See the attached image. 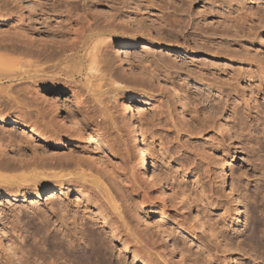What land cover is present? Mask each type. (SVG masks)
Segmentation results:
<instances>
[{
    "label": "rangeland",
    "instance_id": "rangeland-1",
    "mask_svg": "<svg viewBox=\"0 0 264 264\" xmlns=\"http://www.w3.org/2000/svg\"><path fill=\"white\" fill-rule=\"evenodd\" d=\"M88 13L96 30L126 32L112 37L116 43L103 50L98 72L88 71L86 54L109 38L87 40ZM5 34L56 44L68 54L87 50L79 54L84 68L76 77L62 68L5 88L19 109L0 104V116L11 119L0 126L6 148L0 152V264H85L90 239L78 233L83 218L100 233L113 264H137L132 259L141 253L153 264H264L255 242L264 236V226L256 231L264 223V0H0ZM135 41L139 47H121ZM10 57L11 71L36 69L30 57ZM36 88L53 107L64 106L61 124L53 114L37 113L43 105L31 99ZM124 106L140 126L160 181L135 163ZM92 137L102 145L90 143ZM34 171L70 173L76 180L69 189L90 197L72 190L49 198L50 189L33 196V181L24 180ZM62 201L78 214L76 238L71 220L59 222ZM9 247L24 248L26 263L25 253L13 256Z\"/></svg>",
    "mask_w": 264,
    "mask_h": 264
},
{
    "label": "bare ground",
    "instance_id": "bare-ground-1",
    "mask_svg": "<svg viewBox=\"0 0 264 264\" xmlns=\"http://www.w3.org/2000/svg\"><path fill=\"white\" fill-rule=\"evenodd\" d=\"M13 2L15 3H21L22 0H12ZM99 12V11H97ZM108 14L112 15L111 12L108 10L106 11ZM113 16V15H112ZM128 16V15H127ZM9 17H13L12 15H9ZM21 17V16H20ZM135 17V16H134ZM132 17V19L134 18ZM17 18V17H16ZM138 18V17H137ZM137 18L133 19V22L136 24V25H139V21H137ZM19 19V21H23L21 18H17ZM21 19V20H20ZM128 19V18H127ZM131 19V21H132ZM84 20V25L89 29V30H82L83 32H87L89 33V36L86 37L87 40H94L96 38H100V37H106V38H109V40L103 44H94L92 47H91V51L92 52H88V54H86V62L87 63V66H88V71H95V72H98L96 70V66H98V64L96 63H102L103 62V50H107V49H110L112 48L111 46L113 44H115L116 42L113 41L112 37L113 36H118L119 34H125V30H104V28H102L103 30H96L97 28H93L92 26V21H93V15L91 13H88L85 18L83 19ZM130 20V19H129ZM139 20V18H138ZM74 28H80V26L75 23L74 25ZM6 35V34H5ZM10 34H7L6 36H0V87H3V91H2V88H1V91H0V99L3 100L0 101V104H3L5 106V108H18V102H17V98L12 96V94H9V92L5 91V88L7 87H10V85L12 83H16L17 81H21V80H24V79H31V77H36V74H49V72L51 70H53L52 72L56 71V70H59V71H63V69H69V70H66L67 71V74L70 75V78H73V77H76L77 75H79L82 70H83V62H82V55L80 54V52L82 50H87V48L84 49V46L82 47V49L80 51H77V52H73V50H68L67 52H70V54L66 53L65 50L61 47V46H56V44H51V45H47V44H35L34 40L28 38V36L26 35H20V34H12V36H8ZM15 35V36H14ZM37 42V41H36ZM121 43V42H120ZM124 43V42H123ZM124 46H132V47H139V44L137 41H135L134 43L132 44H121V47L123 48ZM143 46V45H142ZM126 48V47H125ZM130 48V47H129ZM124 49V48H123ZM122 52V50H121ZM125 52V51H124ZM119 53V51L117 52V54ZM11 54L13 55H20L22 57H30L33 61H31V65H34V67L36 69H34L32 72L31 71H24L23 73H17L15 72L14 70L11 71L8 69L9 65L11 63H13V56L12 58L10 57ZM79 54L82 56H79ZM126 57V56H125ZM12 59V60H11ZM49 64H52V65H49ZM96 64V65H95ZM30 65V66H31ZM43 65H45V67H42ZM63 65V66H62ZM106 67H108V64H106ZM11 68V67H10ZM63 68V69H62ZM106 72H109L110 68H105L103 67ZM108 69V70H107ZM142 70V69H141ZM104 72V71H103ZM143 72V71H142ZM141 72V73H142ZM140 73V72H139ZM146 74V73H145ZM144 75V74H143ZM103 76V75H102ZM113 75L110 74V77H112ZM105 77V76H104ZM8 84V85H6ZM19 84V83H17ZM15 84V85H17ZM170 86V85H169ZM40 87V86H39ZM38 87V88H39ZM36 88L35 90H33L31 92V99L33 101H35L36 103L38 104H42L43 106L39 109H37V113H39L43 118H45L47 115H50V114H53L54 117L57 118V121L61 124L62 123V120H64L63 118V111H64V106L61 105V104H57V105H54L55 107H53V104L51 101H49V99H47L46 97H44L43 95H39L38 96V93H37V89ZM40 89V88H39ZM9 90V89H8ZM175 90V89H174ZM6 100V101H5ZM67 99H64L63 102H66ZM19 109V108H18ZM124 109V118L125 119H129V120H132V128L130 129V131H128L130 133V138L132 139V143H133V147H134V151H133V157H135V163H137V166L139 168V170L144 174V173H151L150 177H153V179H157V180H161L160 179V173L156 170H154V168H152L154 165H153V162H152V158H150V150L148 149L147 147V144L145 142V139L143 138V134L142 132H140L141 129H139L140 126H138V123L133 120L134 118L131 117V109L129 106L127 107H123ZM123 111V110H122ZM264 114V113H263ZM255 118V117H254ZM263 118V116H262ZM261 118L259 124L261 123L262 124V137L264 138V120ZM243 119V118H242ZM257 119V118H256ZM260 119V118H258ZM243 121V120H242ZM257 121V120H256ZM131 122V121H130ZM11 123V119L9 118H6V117H2L0 116V126H6L8 124ZM245 123V122H244ZM258 123V122H257ZM96 126H99V123H95ZM72 125V124H71ZM71 125L69 126V128L71 127ZM129 125V124H128ZM243 126L240 128L242 129L243 131H245V125L242 124ZM257 125V124H256ZM249 128V127H248ZM259 128V126H258ZM95 129V128H94ZM93 129V130H94ZM260 129V128H259ZM80 129H78L79 131ZM129 130V129H128ZM82 131V129L80 130ZM79 131V132H80ZM242 131V132H243ZM32 135H36L38 133H36L37 131H34V130H31L29 131ZM93 132V131H92ZM248 132V130L246 131ZM260 132V131H259ZM81 133V132H80ZM94 133H96V130H94ZM128 133V134H129ZM235 133V132H234ZM97 134V133H96ZM27 137H29V133H27ZM260 135V134H258ZM261 136V135H260ZM88 137V136H87ZM99 138V136H96ZM96 137H92V140L90 141V143L92 144H95V143H100L102 145V140L100 139H97ZM90 136L87 138L89 139ZM259 139V138H258ZM260 140V139H259ZM263 140V139H262ZM105 142V141H104ZM258 141H256L257 143ZM61 143V142H60ZM105 144V143H104ZM109 144V143H108ZM107 146V150L110 151L111 153H116V149L112 147V145H105ZM2 151H6V148L4 146V144H2V142L0 141V152ZM114 153V154H115ZM257 153V152H256ZM117 155V154H116ZM94 162H96V164H99L101 166H103V161H101L100 157L96 156L95 157V160ZM263 162V161H262ZM1 164V163H0ZM64 164V163H62ZM61 164V165H62ZM4 165V164H3ZM59 163L57 166H60L62 167V169L67 166V163H65L64 167L61 166ZM264 165V164H263ZM136 166V167H137ZM259 167V166H258ZM264 167V166H263ZM1 168V167H0ZM69 168V166L67 167ZM66 167L64 168V170L67 169ZM138 170V169H137ZM138 170V171H139ZM36 171V170H35ZM33 172V174L26 180H24V183L28 181H33V183H31L32 187H31V193L33 196H35L36 194H39L40 191H43L45 189H50L51 191V194H55V195H52L51 197L49 198H52L53 196H58V193L59 195H62L64 193H68L71 192L72 190L75 191V189H69V188H74L72 187L73 184L75 183V180L74 178L71 176L70 173H66V174H61L59 172L58 173H47L46 171H40V173H37V172ZM159 173V174H158ZM142 175V174H141ZM1 177V176H0ZM3 177V176H2ZM149 177V178H150ZM4 178L6 179V177L4 176ZM73 178V179H72ZM50 179L52 182H48L47 180ZM151 179V178H150ZM78 181V180H77ZM78 184V182H77ZM79 187V185H77ZM77 189V188H76ZM262 189V188H261ZM24 190V189H23ZM78 193V195L80 194L83 198L85 197H90L87 192H84L82 190H80L79 188L75 191ZM72 193V192H71ZM87 194V195H86ZM259 194V193H258ZM263 194V193H262ZM69 195V194H68ZM255 195V194H254ZM65 196V195H63ZM63 198V197H62ZM61 198V199H62ZM60 199V200H61ZM59 200V201H60ZM237 200V199H236ZM257 200V199H256ZM89 201V200H88ZM63 202V201H62ZM65 202H63L60 206L61 208V219L59 220L60 221H64V222H68L69 220H71L69 222V225L71 227H73V232L70 233V236H73V238L76 236L77 234V230H79L77 227H76V224L78 222L74 221V219L76 218L77 215H72L69 213V208H68V204L66 202V204H64ZM261 203V202H260ZM56 204V203H55ZM54 204V205H55ZM95 207V206H94ZM59 208V207H58ZM59 208V209H60ZM235 208V207H234ZM58 209V210H59ZM97 211H98V214H104V210L102 209V207H96L95 208ZM75 211V210H74ZM234 212V210H233ZM74 213V212H72ZM197 213V212H196ZM235 216H237V223H241L243 222V219H244V207L241 206L239 204V202L237 203L236 205V209H235ZM106 214V213H105ZM199 215V214H198ZM83 216V215H81ZM80 217V216H79ZM85 217V215L83 216ZM83 217H80L78 219H81ZM87 217V215H86ZM199 217V216H198ZM260 217V216H259ZM263 218V217H262ZM91 219V218H90ZM94 219V218H93ZM264 219V218H263ZM89 220V218H88ZM86 218H83L82 220H80V222L78 223L83 229L80 228V230L78 231V233H84L82 235L84 236H88L89 239H90V242L88 244V246L86 247L85 249V256L83 257V259H81V261H83L85 264H113L111 259H110V255L108 253V250L109 248H107L106 246L101 245V240L99 238V236L101 235H97L93 229L91 228L93 226V223L88 221ZM199 220V219H198ZM53 220H51L52 222ZM78 221V220H77ZM93 221V220H92ZM200 221V220H199ZM202 221V220H201ZM262 221V220H261ZM264 221V220H263ZM262 221V222H263ZM64 222H62L61 224H63ZM76 222V224H75ZM94 222V221H93ZM96 222V221H95ZM108 220H103V223L104 224H109L107 223ZM56 223V222H55ZM202 223V222H201ZM200 223V224H201ZM204 221H203V225L204 226ZM54 224V223H53ZM65 224V223H64ZM77 224V225H78ZM206 224V223H205ZM54 226V225H53ZM65 227L68 226V225H64ZM206 226V225H205ZM261 226H264V223L260 225V223H256V231L258 229H260ZM69 227V226H68ZM48 228V227H47ZM77 228V230H76ZM207 228V227H206ZM55 229L57 230V228L55 227ZM70 229V228H69ZM72 229V228H71ZM263 229V228H262ZM52 230V229H50ZM76 230V231H75ZM250 230V229H249ZM49 231V230H48ZM47 231V232H48ZM210 231V230H209ZM213 231V230H212ZM215 231V230H214ZM252 231V230H251ZM259 231V230H258ZM257 231V232H258ZM52 234H53V231H51ZM211 232V231H210ZM254 232V231H252ZM260 232H263L264 233V229L263 231H259ZM67 234V233H66ZM250 234V233H249ZM78 235V234H77ZM81 235V236H82ZM253 235H257V234H253ZM262 236V234H260ZM259 235V236H260ZM264 235V234H263ZM68 236V234H67ZM98 236V237H97ZM54 237V236H53ZM66 237V236H65ZM249 237V236H248ZM2 238V237H1ZM76 238V237H75ZM102 238V237H101ZM251 239V238H250ZM243 240V239H242ZM252 240V239H251ZM254 240V239H253ZM250 241V240H249ZM70 243L72 241H69ZM105 242V241H104ZM256 249L257 250H260L259 252L262 254L261 257H264V236L261 238H258V235L256 237ZM253 242V243H255ZM60 243V241H59ZM58 241L55 240L54 244H59ZM69 244V243H68ZM105 244H108V243H105ZM245 244V243H244ZM251 244V243H250ZM109 245V244H108ZM123 245V243H122ZM121 245V247H122ZM227 245V244H226ZM11 246V245H10ZM110 247V246H109ZM120 247V248H121ZM239 248V246H238ZM13 248L9 247V251L12 252L13 256L17 253L19 254H23L21 255L22 256V261H24L26 263V259L24 257V255H26V252H23V250H25L23 248V250L19 248H16L18 249L17 251H15V248L14 250H12ZM126 249L124 246L122 247L121 250H124ZM250 249V248H249ZM255 250V249H254ZM128 251V250H127ZM256 251V250H255ZM20 252H23V253H20ZM139 252V251H137ZM129 253V252H128ZM133 253V252H132ZM247 253V252H246ZM140 254V252H139ZM133 255V254H132ZM19 256V255H18ZM135 256V255H134ZM134 256L132 258H134ZM150 257V256H149ZM18 258V257H17ZM264 259V258H263ZM262 259V260H263ZM135 263L137 264H153L152 263V260H150V258H146L145 255H143L142 253L140 255H138V257H135L134 259ZM263 262V261H262ZM50 264H55V262L51 261L49 262ZM119 263H121L119 261ZM264 263V262H263ZM27 264V263H26ZM122 264V263H121ZM155 264V263H154Z\"/></svg>",
    "mask_w": 264,
    "mask_h": 264
}]
</instances>
